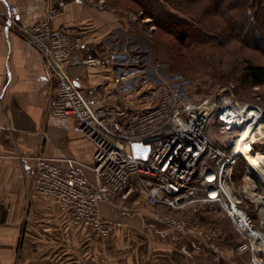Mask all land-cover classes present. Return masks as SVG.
I'll return each instance as SVG.
<instances>
[{
    "label": "built area",
    "instance_id": "obj_1",
    "mask_svg": "<svg viewBox=\"0 0 264 264\" xmlns=\"http://www.w3.org/2000/svg\"><path fill=\"white\" fill-rule=\"evenodd\" d=\"M85 1L46 0L47 18L24 27L17 25L18 12L11 1L5 2V12L0 11L6 25L37 50L53 72L50 114L75 120L77 132L94 148L88 167L91 178L78 168H65L62 160L34 158V190L54 200L74 226L91 230L96 238L107 239L124 226L120 219L102 215V203L122 215L144 205L155 221L180 237L199 239L222 257L226 237L221 229L202 227L207 209L216 204L239 234L236 249L251 251L253 264H264L259 257L263 248L257 250L254 245L264 233L253 226L245 203V198L256 203L246 190V175L251 172L235 146L249 132L244 145L264 154V144L258 151L253 147L264 140V111L221 94L190 101L169 85L139 91L134 106L101 104L85 96L70 80L68 70L98 66L101 60L78 57L83 42L77 29L51 24L70 2ZM134 144L150 147L147 159L135 156ZM242 165L243 187L235 183ZM252 182L258 188L259 181Z\"/></svg>",
    "mask_w": 264,
    "mask_h": 264
},
{
    "label": "crops",
    "instance_id": "obj_2",
    "mask_svg": "<svg viewBox=\"0 0 264 264\" xmlns=\"http://www.w3.org/2000/svg\"><path fill=\"white\" fill-rule=\"evenodd\" d=\"M6 1L17 8L19 27L47 18L46 0H0L2 12ZM131 17L84 2L70 3L52 20L55 28L78 30L83 42L78 57L101 60L98 66L68 70L78 91L98 103L134 106L143 90L142 78L130 74L126 60ZM52 89L53 72L43 56L0 17V264H252L254 254L236 249L239 234L217 214L222 211L216 204L207 209L202 227L221 229L226 237L222 257L199 239L180 237L155 221L144 205L129 214L115 211L124 226L107 239L74 226L54 200L32 186L36 157L62 160L65 168L91 178L93 145L77 132L75 120L50 114ZM100 206L106 218V204Z\"/></svg>",
    "mask_w": 264,
    "mask_h": 264
},
{
    "label": "rangeland",
    "instance_id": "obj_3",
    "mask_svg": "<svg viewBox=\"0 0 264 264\" xmlns=\"http://www.w3.org/2000/svg\"><path fill=\"white\" fill-rule=\"evenodd\" d=\"M85 2L96 10L101 8L119 10L132 16L134 23L126 30L128 47L126 60L129 71L133 72L130 74L135 72L142 78V91L152 85H169L176 95L190 101L221 94L231 98L230 101L245 103L264 111V86L247 89L242 93L238 89L246 61L262 66L264 55L252 52L245 42L240 44L237 39L228 37V33L222 34L223 30L228 29L226 21L219 14H213L212 8L209 9L208 0H170V2L159 0L158 7L155 6L161 13L173 16L177 20H188L194 22L195 24H192L196 27L213 29L214 32H210L211 39H206L207 43L195 44L192 47L188 42L182 43L180 38L171 32L160 29L157 23L158 21L163 23L162 20L145 15L142 9L130 0H86ZM177 32H181V29ZM227 92L231 93L227 94ZM260 142L253 145L257 151L262 149L261 144H264V140ZM244 172L245 170L239 171L237 174L235 183L238 186H244ZM260 184L257 183V194L263 197L264 190ZM249 201L251 200L245 198L246 210L253 219V226L257 231L264 233V223L257 216V203ZM107 214L111 217L108 219L118 217L106 204V218L109 217ZM259 257L264 263V253H260ZM251 263L253 264L252 256Z\"/></svg>",
    "mask_w": 264,
    "mask_h": 264
},
{
    "label": "trees",
    "instance_id": "obj_4",
    "mask_svg": "<svg viewBox=\"0 0 264 264\" xmlns=\"http://www.w3.org/2000/svg\"><path fill=\"white\" fill-rule=\"evenodd\" d=\"M130 1L139 6L145 15L153 17L156 20H162L163 23H159V21L157 23L160 29L178 36L182 43L188 42L191 47L195 44L204 45L207 43L206 39H211L210 37H212L210 34L213 31L212 28L196 27L194 26V22L177 20L173 16L161 13L156 8L158 7L159 0ZM165 1L170 2V0ZM208 4L209 9L212 8L213 14H219L226 21L228 29L223 30L224 33L222 34L228 33V35L226 34L228 37L237 39L240 44L245 42L252 52L264 55V0H208ZM241 11L244 14L241 15ZM246 11L248 12L246 13ZM239 17L240 19H237ZM237 27L240 29H237ZM177 29H181V32H177ZM234 36L236 37L234 38ZM215 37L217 38V36ZM238 86L241 93L246 92L247 89L263 87L264 65H254L247 60ZM228 93L230 94L231 92ZM239 171H244L243 166H240L238 173Z\"/></svg>",
    "mask_w": 264,
    "mask_h": 264
},
{
    "label": "bare ground",
    "instance_id": "obj_5",
    "mask_svg": "<svg viewBox=\"0 0 264 264\" xmlns=\"http://www.w3.org/2000/svg\"><path fill=\"white\" fill-rule=\"evenodd\" d=\"M249 132L245 135L243 134L242 139L236 141V150L240 154H243L246 165L249 167L251 175L249 173L246 175V190L250 193L251 198H253L258 204V208L262 217V221L264 222V196L259 198L255 196L257 191L256 185L252 180H258L262 183L264 188V154L262 152L253 153L249 147H246L244 144V140L249 137ZM263 240L259 243H255V248L257 250H264V237Z\"/></svg>",
    "mask_w": 264,
    "mask_h": 264
},
{
    "label": "water",
    "instance_id": "obj_6",
    "mask_svg": "<svg viewBox=\"0 0 264 264\" xmlns=\"http://www.w3.org/2000/svg\"><path fill=\"white\" fill-rule=\"evenodd\" d=\"M133 146L135 156H141L143 159H147L150 152L149 146L144 147L141 144H134Z\"/></svg>",
    "mask_w": 264,
    "mask_h": 264
}]
</instances>
